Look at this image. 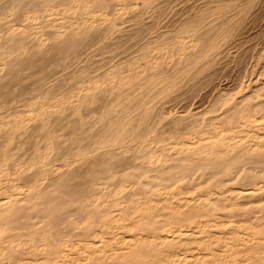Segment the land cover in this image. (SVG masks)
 <instances>
[{
  "label": "bare ground",
  "instance_id": "1",
  "mask_svg": "<svg viewBox=\"0 0 264 264\" xmlns=\"http://www.w3.org/2000/svg\"><path fill=\"white\" fill-rule=\"evenodd\" d=\"M52 1L0 0V22L9 20L3 22L6 23V26L2 23L5 27L0 30V88L10 87L11 80L3 82V79L10 78L11 73H16V78H18L19 70H30L29 68H33L40 59H43L45 53H50L54 49L61 53L64 52V49L69 50L71 45H75L78 36L87 32H83L79 28L80 21L84 22L83 25L89 24L88 27L93 30L96 24H103L109 15L106 10H102L103 6L98 3L99 0H61L57 3ZM145 1H140V4ZM129 2L128 5L123 2L122 4L117 3L114 8L116 13L130 7ZM136 3L137 0H131V5ZM102 4L105 5L104 2ZM214 10L210 11L209 17L207 13L204 15L208 19L202 16V13H205L202 12V15L198 14L193 19L191 18L192 20L189 19L181 25L182 27L180 26L181 33H189L187 40L191 46L197 47L198 43L204 40L203 36L211 34V29L204 33H201V30L213 25L221 18L222 11ZM222 13L224 14V12ZM65 14L69 16L63 17ZM43 15H47L45 20L48 16L51 17L50 15L60 16L58 29L56 31L50 29L52 32L47 33L48 36L43 33V31L47 32V27L46 30L41 31V27H37L38 25L35 29L28 24ZM96 15L97 17H94ZM11 17L15 19H10ZM58 18L56 17V19ZM66 18H68L67 21H64ZM55 21L54 23H57ZM72 21L76 27H71ZM90 21L91 23H88ZM68 22L70 27L66 26ZM95 22L97 23L94 25ZM91 25L94 27L92 28ZM51 26L53 25L51 24ZM32 27L35 29V31L31 30L35 41L31 42L30 39L29 43H25L28 40L26 39V41L24 38L30 33V31L29 33L26 31ZM166 27L164 25V28ZM110 28L109 30L112 29ZM109 30L107 28L103 33L105 35L109 33L110 36L114 30ZM31 36L33 37V35ZM24 40L25 42H23ZM139 48L143 47L139 46ZM161 49L165 50L166 47L162 46ZM150 50L153 51L154 48L148 51ZM146 55L147 53H143L144 57ZM180 60L181 57L177 63ZM51 61L49 60V62ZM55 64L57 65V63ZM118 65L116 64L102 73H100L101 67H98L99 69L97 67H95L96 69L89 68L90 71L82 69V73L80 68L78 72L76 71L81 73L78 74L79 76L76 77L73 74V77L67 79L70 83L65 85L71 84L67 91L62 89L64 87L62 84V86L58 84L61 89L55 87L56 89L51 90V85L56 83V78L59 77L61 71V75L63 72L68 75L71 72L67 73L66 69V72L63 71L64 69L59 70V75L54 77L55 82L51 85L47 84L46 89L39 90L32 87L29 90L24 88L25 91L20 88V92L16 93V101H21L23 107L28 104L26 102L32 103L38 101L37 99H41L43 102L44 98L50 96L45 104L39 103L40 105L38 104L39 106L33 111L25 109L24 112L28 116L22 111L24 117L21 115V118L9 119L13 114L5 110L6 118L0 119V136L4 137V139H0V264H264V132L259 133L264 129V101L260 100L256 104L254 102L251 104L249 93L238 97L239 101L234 100L236 97L232 100L233 97L230 98V95L227 97L225 94L224 96L227 98L221 96L222 98H219L217 102H213L215 107L207 109V112L218 111V118L209 117L210 120H208L205 117L206 123L204 122L203 127L201 126L204 124L203 122L202 124L199 122L200 126H195L196 121L201 120L196 114L201 115L204 111L193 114L192 116H197L193 122H191L192 120L188 122L186 119V124L184 119V125L182 123L176 125V122H181L179 120L182 118L181 111L180 115L168 117L170 120L164 121L165 123L158 132L154 129L155 118L150 121V124L152 121L153 123L151 126L148 125V131L145 126L142 127L147 121L146 118L149 117L146 112V105L149 102L148 100V103L146 100L143 102L144 105L146 103V110H144V105L140 101L143 106L142 111L144 110L147 115L146 118H143V122L142 116L146 114L143 111L144 114L136 121L138 129H134L136 125H133L134 114H136L137 108L138 110L141 108H139L138 102L139 106L134 105L130 108L132 110H129L127 105L132 100L128 103L131 98L128 97L131 96L133 90H139V86L141 89L149 83L153 82L152 84H154L156 81L154 78L157 79L156 76L159 74L156 71L159 69L154 70L155 72L151 69L153 66L156 67L154 57H151L146 65L144 64L145 68L138 69L133 75L134 77L130 73L129 65L124 69H120V65ZM147 68L148 71H146ZM36 72L40 73L41 70ZM76 72L74 73L77 74ZM55 73L54 75L52 73L51 76H55L57 74ZM64 74L62 76L68 77ZM31 75L30 77H32ZM61 75L58 79H61ZM159 76L161 75L159 74ZM131 79H134L133 82ZM52 80H48V82H52ZM139 80L143 82L142 86ZM114 89V95L103 104L99 111L91 113V111L89 112L91 108L87 110V113L91 115L96 113V117L92 125L88 124L87 120V122L84 121L86 126L87 124L91 126L86 127L83 135L76 136L71 131L73 136L70 137V144L75 146L72 145L71 149L67 146L69 150L66 151V154L69 156L64 153L62 157L54 156L55 158L51 160L50 156H53L54 148L59 146L57 145L59 142H55V140L62 138V134H60L61 136H58L61 138L52 139L53 135L57 134L55 130L60 128L65 131L69 127L68 125L81 122L85 118L79 111L81 105L86 103L87 106L88 103L97 100L101 91L112 92ZM4 91L8 93L7 90ZM3 94L5 95V93ZM21 94L23 97L20 98ZM4 95L2 96L4 97ZM120 97H123V100H119ZM251 98L255 97L252 95ZM123 103L127 105L126 109L124 107L125 110L121 111ZM151 104L153 105V103ZM118 105L121 107H119L120 110L117 109ZM237 105L239 106L237 107ZM257 111L261 113H256V115H260L259 117L254 116ZM73 114H76L77 118ZM91 115L88 116V119ZM0 116L3 115L0 113ZM158 119L157 124L161 125L160 117ZM211 119L214 121L212 122ZM49 120L50 123L53 120V124L46 130L49 127ZM91 120L92 118H90ZM203 120L205 121V119L201 121ZM46 121H48L47 127H45ZM248 121L258 122L255 126V130H257L255 135L259 138L258 140L254 138L252 142H249V145H247V135H244L247 132L241 135V129L234 128L236 123L242 128L246 123L248 125ZM82 122L80 124L84 127ZM80 124L75 126L80 128ZM90 127L92 129L87 130ZM141 127L143 133L146 128V135L152 136L149 143L164 144L167 142L165 145L162 144L163 146L158 149L159 152L154 149L149 152L142 149L141 137L146 135H143L139 130ZM200 127L202 128L200 129ZM245 128L247 129V127ZM234 129L237 130H235L236 133L240 134L233 135ZM79 131L78 133H80ZM154 131L157 132V140L154 138ZM62 133L63 136L67 135L68 130L66 134ZM19 136L21 138L34 136L33 139L30 138L26 142L27 148L24 147L26 156H21V153L15 150L8 151L9 155L1 154L2 150L6 152L8 150L6 148L10 147L12 142L14 144L15 137ZM81 140L84 144L81 143ZM85 140L86 142H84ZM149 143L147 141V145ZM14 145L17 149L18 145ZM15 147L13 146L12 149ZM57 149L61 152L59 148ZM56 151L54 150V155L57 154ZM8 174H11V178L9 180L6 178L7 180L3 181L5 180L3 177L9 176ZM22 174L31 175V177L23 176V178ZM185 179H191L194 184L190 183L189 186V183L186 182L185 185L183 183L181 185ZM183 186L187 188L184 190ZM240 216L242 219H238ZM91 234L97 239H90L92 242H87V237Z\"/></svg>",
  "mask_w": 264,
  "mask_h": 264
},
{
  "label": "rangeland",
  "instance_id": "2",
  "mask_svg": "<svg viewBox=\"0 0 264 264\" xmlns=\"http://www.w3.org/2000/svg\"><path fill=\"white\" fill-rule=\"evenodd\" d=\"M53 1H54V3H57V2H59L61 0H57L56 2H55V0H53ZM115 1L116 0H114V1H112V0L111 1H109V0L108 1L107 0H99L98 1V3H100L103 6L102 10L103 11L106 10L109 13V15L106 17L107 20H105V22L103 24L100 23L99 25L96 24L97 22L93 23L94 25L96 24L95 27L97 26L96 29H95L94 25H91L92 28L94 27L93 30L91 29V27H88L89 24H86L85 23L83 25L84 22L82 23V21H80L81 22V26L79 25L80 22L78 23L79 28L82 29L83 32L84 31H87V32H84L83 35L80 34L78 36L77 43L75 45H71L69 47V50L66 48V49L63 50L64 52H61L60 53V51L58 52V50H57V52H56V49H54L55 51L53 50V51H50V53H45L44 56H43V59L42 60L40 59L41 61L39 60L40 63L39 62H37V64L35 63L36 65H34L33 68L32 67L29 68L30 70H28V69L19 70V72H17L18 73L17 74L18 75V78H16V73H11L13 76L15 75L14 77L16 78V81L18 83L14 80L15 78L12 75H11L10 78L3 79L4 80L3 82H9L8 80H11V82H10L11 84H9V86L11 87V89L8 86H7L8 89L6 87L0 88V89H2V90H0V92L2 93V95H4L3 93H5V95H6V97H5V95H4V97L2 95L0 96V109H1L0 110V113H1V115H3V116H0V119L1 118H3V119L6 118L5 116H6V111L7 110L10 111V112H12V114H13V115H11L9 117V119L21 118L20 117L21 115H22V117H24V114H22L21 112L22 111L24 112L25 109H27V110L29 109V110H32L33 111L40 104H43V103L45 104L49 100L50 96H48L47 98H44L43 99V102H42L41 99H37L38 101H35L36 103L35 102H32V103L26 102L28 104L26 106H24L25 107L24 108L21 105L22 104L21 101L20 102L19 101H16V96L20 92V88H22L23 90H25V89L26 90H29V88L32 89V87H34L36 89H39V90L40 89L41 90L46 89L47 88L46 87L47 84L51 85V83L55 82L54 77L56 78L59 75L58 72H60L63 69H64L63 71H65V69H66L67 73L70 72V71L72 73L70 72L71 74L69 73V75H68L66 73L64 74V72H63L62 75L64 74L65 76H68V77H64V76L61 75V72H62L61 71L60 72V75L62 76L61 79H58V78H60V75H59V77L56 78V83L57 84L56 83L52 84L51 85V90L54 89L55 87H57L58 89H61V87H60L61 84L64 86V87H62L63 90H65V91H67V89L69 90L71 84L70 85L68 84V86L65 85V84L70 83L68 80L70 79V77H73L72 76L73 74L76 77L79 76L82 73V69H87V70L89 68L96 69L95 67H97V69H99L101 67L100 68V73H102V71L105 72V70H107L108 68L114 67L116 64L117 65L118 64L120 65V66L118 65L120 67V69H124L125 67H128V65H129L130 66V69H131V72L130 73H131L132 77H134L133 75L137 72L138 69L141 70L142 68H145L146 62L151 57H154V65L156 66V67L153 66L151 69L153 71L156 70V69L157 70L159 69L156 72L159 73L161 76H159V74H158L156 76L157 79L154 78V80H156V81H154V84H152L153 83L152 82V83H149L148 85H145V86L141 87V89H140V86H139L138 87L139 90H137V89L133 90V92H136V93L134 94L133 92H131V96L128 97V98L131 97L130 100H128V98H127L128 103L131 102V100H132V102L130 104H128V105L123 103V107H122V110H121V111L125 110L126 109V107H125L126 105H127V108H129V110H132L130 108L134 107V105L135 106H139L140 105L139 108H141V109L138 110V108L136 107L137 108L136 114H134V112H133V114L135 115V118H134V115L132 114V116H133V118L135 120V121L133 120V122H134L133 125L136 124V121L138 120L137 118H141V116L144 114L143 111L146 110L145 105L148 102H149L148 105H146L147 106V111L146 112L148 113V115L144 111L146 113V114H144L145 117H143L144 115L142 116V121H143V118H146V115H147V117L149 116L148 118H146V120L148 122L144 119L146 122L143 121L144 122V125L143 126L141 125V126L142 127L145 126L146 128L149 127V126H151V124L153 123V121H152L151 124H150V121L151 120H154V118H155L154 122H156V123L154 125V129H156L157 132H158L161 129V127L163 126V124L165 122H167L168 120H170L169 119L170 117H173L174 115H180L181 111H182L181 116H182L183 119L182 118L181 119L179 118V120L181 122H178V123L176 122V125H178L179 123L180 124L182 123L184 125V121H183L184 119L185 120L188 119V122H189V120L190 121L192 120L191 122H193L194 120L197 119V116L200 117L201 120L202 119H205V121L204 120L203 121H201V120L198 121L199 120L198 119L196 121L197 124H196L195 127L200 126V123L199 122H201V124H202V122L203 123L204 122L206 123V118L205 117H207V119L209 117H212V118L213 117L214 118L216 117V118H218V116H219L218 111L216 112V111L213 110L214 113H212L213 111L207 112V109L208 108H211L214 105L213 102H217V100H219V98H222V97L223 98H227L230 95V98L233 97V98H231L232 100L236 97L234 100L235 101H239V100H237L238 97L240 98V97H242L244 95H247L249 93L250 103L251 104H252V102H254V104H256L257 101L260 102V100H261V102L264 101V95H263L264 94V91H263L264 90V73H263L264 72V69H263L264 68V57H263L264 56V23H263L264 22V0H256V1L255 0H253V1L252 0H247V1L246 0H242V1H240V0H234V1H232V0H230V1L229 0H223V2H222V0H216V1L215 0H148L147 1L146 0L147 2L145 1L146 3L144 2L143 4H140V1L142 2V0H137V3L136 4H133V5H131V0H130V2H129V0H120V1L117 0L118 1L117 3L120 2L122 4V2H123V4L126 3V5H128V2H129V4H130V7L125 8L120 13L119 12L116 13V11L114 10V8H116V4H117ZM155 1H156V3H155ZM103 2L105 3V5L102 4ZM106 2H107V4H106ZM243 2H244V4H243ZM183 7H184V9H182ZM228 7H229V9H228ZM150 8H152V9L154 8V9L152 10ZM157 9H159V10H157ZM190 9H191V12H189ZM214 9H218V10H214ZM247 9H248V11H247ZM155 10H156V13H155ZM212 10L217 11V12L218 11H222V12H224V14L221 12L220 14H222V15H221V18L220 19H218L213 25H210L209 27L203 28L201 30V33H204L208 29H211V34L212 35L211 34H208L206 36H203L204 40H202L201 42H199L198 43L199 45H197V47L196 46H194V47L191 46L189 44L188 40H187L188 39V36H189V33L188 32H182L181 33V30H179L182 27L181 25H183L189 19L192 20L198 14H200V15L203 14L202 16L205 17L204 15L207 13V16H208L209 14H211L210 11H212ZM228 11L229 12L231 11V13H229ZM175 12H177V13H175ZM202 12H205V13H202ZM187 13H188V15H187ZM253 14L256 15V16H254ZM66 15H68V14L63 15V17H65ZM240 15L241 16L243 15V16L241 17ZM50 16L51 17L48 16V18H46V20H45L44 18L47 17V15L46 16L43 15V17H39L40 20H38L39 18L36 20L37 22L36 21H34V22L32 21V22H29L28 23L26 21V23L32 25L35 29H36V26L38 25L37 27H41V31L46 30V27H47V32L45 33L43 31V33L48 36L47 33L50 34V32L56 31V29H58L57 28V25H58V22L60 20V16L59 15H57V16L50 15ZM58 16H59V18H58ZM143 16H144V18H142ZM239 16H240V18H239ZM56 17L58 19H56ZM94 17H97V15L94 16ZM208 17L206 19H208ZM237 18H238V20H237ZM10 19H15V18H12L11 17ZM67 19L68 18H66L64 21H67ZM234 19L237 22H235ZM240 19H242V20L239 21ZM42 20L43 21L45 20L44 23H43ZM55 20H57V21H55ZM72 20H73V18H72ZM5 21H9V20L6 19ZM5 21H1L0 22V30H2L3 27L6 26V23H3ZM49 21H51V23L48 26ZM54 21L57 22V23H54ZM2 23L5 26H3ZM88 23H91V21L88 22ZM51 24L53 26H51ZM168 24H169V26H168ZM176 24H177V26H176ZM54 25H55V27H54ZM71 25H69V22H68V24L66 26L67 27H70V26L71 27H76V25L73 24V21L71 22ZM164 25H165V27L167 25V27L164 28ZM142 26H143L144 29L142 28ZM33 27L30 28V29H27L26 32L29 33V31H30V33H32L31 30H34L35 31V29ZM110 27L114 31H112V34H110V36H109V33L108 34L106 33V35H107L106 36L105 33H103V32H104V30L106 31L107 28L109 30ZM151 27H153V28H151ZM53 28H54V30H53ZM50 29H52V31H50ZM84 29H87V30H84ZM89 29H91V30H89ZM141 29H142V31H141ZM111 30H109V31H111ZM148 32H150V33H148ZM157 32H159V33H157ZM173 32H175V33H173ZM240 32H242V33L240 34ZM125 33H127V34H125ZM29 34H27L26 37L24 38L25 40L27 39L28 41L26 40L27 42H25V40H24L23 42L29 43L30 42V39L32 40L31 42L35 41L34 34L33 33L31 34V35H33V37L31 35H29ZM225 34H227V35H225ZM181 35H182V37H181ZM183 35H184V37H183ZM223 35H225V36H223ZM90 36H91V38H90ZM214 36H215V38H214ZM212 38H214V39H212ZM118 39H120V40H118ZM143 39H145V40H143ZM164 40H166V41H164ZM139 42H140V44H139ZM142 44H144V45L141 46ZM217 44H218V46H217ZM184 45H185V47H184ZM139 46L140 47H143V48H139ZM162 46H165L166 49L165 50L161 49ZM205 46L208 47V48H206ZM204 47H205V49H204ZM152 48H154L153 51H151V50L148 51L149 49H152ZM125 49H127V50H125ZM104 50H106V51H104ZM201 51H202V53H201ZM116 52H118V53H116ZM143 53H147V55L145 56L146 58L143 56ZM73 54H74V56H73ZM139 54H140V56H139ZM104 55H108V56H104ZM118 55H119V57H118ZM37 57L39 58V56H37ZM69 57H70V59H69ZM180 57H181V60L177 63V60ZM96 58H98V59H96ZM130 58H131V60H130ZM54 59H57V60H54ZM49 60L50 61L52 60V61L49 62ZM67 60H69V61H67ZM106 60H107V62H106ZM20 61L23 62L22 60H20ZM117 61H118V63H117ZM122 61H124V62H122ZM130 61H131V64H130ZM55 63H57V65H59V64L60 65L57 66ZM62 63H63V66H62ZM79 65H81V66H79ZM66 67L68 69L70 68L71 70L69 69V71H68V69ZM80 68H81V70H80L81 73L79 72L80 73L79 74L77 72H78V70ZM116 68H118V67L116 66ZM134 68H136V70H133ZM32 69H34V70L31 71ZM91 69H89V71ZM26 70L28 71V73H27ZM40 70H41L40 73H37L36 72V71L39 72ZM146 71H148V68L146 69ZM162 71H164L165 73H163ZM74 72H76L77 74H75ZM52 73H53V75H54V73L56 75L55 76H51ZM29 74L30 75L32 74L31 76L33 77V79H32V77H30ZM63 77L66 78V79L64 80ZM48 80H52V82H48ZM66 80H67V82H66ZM133 80L134 79H131V82H133ZM24 81H25V83H24ZM139 82H141V86H142V83L143 82L140 81V80H139ZM58 84H60V85H58ZM13 86H15V87H13ZM3 88H5L4 90H7L8 93H6V91H4ZM102 92L103 91L100 92L99 98L97 100H94L95 102L98 101L99 103H95L94 101H92V102H94V104H92V102L91 103H88L91 106H89L87 104V106H88L87 107L86 106V103H85V104H82L81 107L79 108V111L82 114V117H85V118L82 119L83 122L81 121L83 125H85L84 124V121H86V120L88 121V122L87 121L86 122L88 124H91V125L93 124V121L95 122L94 119L96 117V115H95L96 113H94V114L91 115V114L87 113V110H89L91 108V110H89V112L91 111V113L93 111L94 112L99 111L102 108L103 104H105V102L108 101L109 98H111L114 95L113 92H115V89L112 92L111 91H108V92L106 91V92H103V93ZM104 93H105V95H104ZM220 93H221V95L219 96ZM258 93H259V95H258ZM225 94H227V97L224 96ZM254 94H256V95H254ZM25 95L26 94H24V97H26ZM252 95L255 98H251ZM257 96H259V97L256 98ZM21 97H23L22 94L20 95V98ZM123 97H125V96H123ZM123 97H120L119 100H123ZM198 97H199V99H198ZM39 100H40V102H39ZM145 100H146V103L144 105L143 102H145ZM147 100H148V102H147ZM140 101H141V104L143 103L144 108H145L143 111H142V109H143L142 107L143 106L140 104ZM138 102H139V105H137ZM125 103H127V102H125ZM151 103H153V105ZM160 104H162V105H160ZM2 105H3V107H2ZM238 106L239 105H237V107ZM61 107H63V106H61ZM117 107H118L117 109L120 110L121 107L119 105ZM124 107H125V109H124ZM213 107H215V106H213ZM157 109H158V111H157ZM183 110H184V112H183ZM83 111H85V112H83ZM137 111H138V113H137ZM141 111H142V113H140ZM202 111H204L203 112L204 114L202 113ZM205 111H206V113H205ZM164 112H166V113H164ZM169 112H170V114H169ZM197 112L202 113V114L201 115L200 114H196L197 116L196 115L192 116L193 114H195ZM171 113H172V115H171ZM256 113H258V111L254 113V116L256 115ZM258 114H261V113L259 112ZM258 114L256 115L257 117L260 116ZM89 115H91V116L88 119V116ZM27 116H25V117H27ZM73 116L76 117V114H73ZM158 116L160 117V120H161V123H162L161 125L160 124H157V122H159V119H158L159 117ZM90 118H92V120H91L92 122L90 121ZM149 118H150V120H148ZM163 118H165V119L162 120ZM179 120H177V121H179ZM208 120H210V119H208ZM211 121L213 122L214 119H211ZM51 122L52 123H50V120H49V127L46 128V130H48L52 126L53 120H51ZM81 122H79V123L78 122H75V124L73 123V125L72 124L68 125L69 127L67 128V130H68V134L70 133L69 135L67 134V135H64L63 136V133L62 132H65V134H66L67 133V130L66 129H65V131L60 130V128H57L59 130H57V129L55 130V132H57V134H54L52 139L55 140L56 138L59 139V138L62 137L61 140H55V142H57V141L59 142V144L56 143L59 146H57L56 144L55 145L57 146V148H59L61 150V152L57 148H54V150H57L56 151L57 154L54 155L55 152L53 150V156H50L51 157V160L53 158H55L54 156H57L58 157V155H59V157H62V155L64 153L67 156L68 154H66V151H68L69 148L71 149V146L74 145L72 143L70 144V141H71L70 137L73 136V134H75L76 136L77 135L78 136L83 135V133H84L83 131L86 130V127L87 126L88 127L91 126V125H88L85 122L87 124V126L85 125L83 127L80 124ZM185 122L187 124V120ZM250 122H252V123H250ZM45 123H46L45 127H47L48 126V121H46ZM205 123L202 124L201 126L203 127V125H205ZM257 123L258 122H254L253 123V121H248V125L246 123V125L243 126L242 128L238 126V123H236L235 126H234V128H236V129L237 128H239V130L241 129L240 130L241 131L240 132L241 135H243L245 132H247V134H244V135H247V137H246V139L248 141L247 142V145H249V142H252V140L254 138L256 140L259 139L255 135L256 132H257V130H255V126L257 125ZM60 124L62 125L63 123H60ZM79 124H80V128L78 126H75V125H79ZM134 127H132V128L138 129L137 128V124ZM142 127L139 129V130H141V133H143L142 132ZM202 127H200V129ZM245 127H247V129ZM76 128H78L79 130H81V128H82V130L79 131ZM83 128H84V130H83ZM146 128H145V130L143 128V130L145 132V133H143V135L144 134L146 135V132L148 131V128H147V131H146ZM249 128H250V130H249ZM69 129H70V131H69ZM88 129H92V128L90 127V128H87V130ZM94 129L96 130V128H94ZM134 129H132V130L133 131H136ZM236 129H234V131L232 132L233 135L240 134L239 132L236 133V131L238 130V129L237 130ZM77 130L80 133H78ZM245 130H247V131H245ZM71 131L74 132V133L72 134ZM262 131L264 132V129L260 130L259 133L261 134ZM157 132L154 131V138L156 140H157V137H158V135H156ZM60 134H62V136ZM79 134H81V135H79ZM56 135H57V137H54ZM58 135H60L61 137H59ZM254 135H255V137H254ZM68 136H69V138H68ZM19 137L21 138V136H19ZM19 137H17V138L15 137L16 140L14 139V144L18 145L17 146V149H16L15 145L12 142L11 143L12 145L11 144H10L11 146L9 145L11 148L10 147H7L6 150L7 149L8 150L6 152H5V150H2L1 154L3 153V154H6V155H9L7 153L15 150L17 152H20L21 153L20 154L21 156H26V155H24V153H26L25 148H27V146H26L27 143L26 142L28 140H30V138L33 139L34 136L33 137H30V136L27 137L26 136V138L23 136L22 137L23 140H22V138L20 139ZM1 138L4 139L3 136H0V139ZM18 138H19L20 142H19ZM151 138H152V136L149 137V135H146V136H142L141 137V141L140 142L143 141L141 143L142 149H145L147 152L152 151L153 149H154V151L157 150L159 152L158 149H160L163 145H165L167 143V142H164V144L163 143H156V142L149 143ZM65 139H68V140H65ZM60 141H62V142H60ZM65 141H67L69 143H67ZM147 141L149 143L148 145H147ZM84 142H86V140ZM17 143H19V144H17ZM81 143L84 144L83 143V140H81ZM145 143H146V145H145ZM23 144H25V145H23ZM152 144H154V145H152ZM63 145H65V146H63ZM144 145H145V147H144ZM13 146L15 147L14 149H12ZM67 146H69V148ZM23 151H25V152H23ZM58 151H59V153H58ZM62 151H64V152H62ZM8 175L10 177L7 176V175H5V177H3L5 180H3V178H2V180L3 181H6L7 180L6 178H8V180H9V178H11V174H8ZM23 176L24 177L25 176L26 177H28V176L31 177V175H28L27 176V174L26 175L25 174L24 175L22 174L21 177H23ZM260 177H257V178H259V179L262 180V178H260ZM263 180H264V177H263ZM186 182L189 183L188 184L189 186L191 184L192 185L194 184V181H192L191 179H188V180L185 179L184 181L181 182V185H183L184 183L186 184ZM188 185H186V186L188 187ZM187 187L183 186L182 188L184 189V188H187ZM13 190L14 189H12V191ZM238 219H242V216H240ZM87 239H88L87 242H92L90 239L96 240L97 238L93 237V235L91 234V235H89V237H87ZM81 243H79V244H81ZM81 245H83V244H81Z\"/></svg>",
  "mask_w": 264,
  "mask_h": 264
}]
</instances>
